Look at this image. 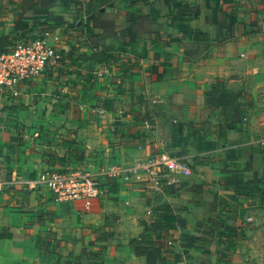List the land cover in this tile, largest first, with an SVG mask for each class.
Returning <instances> with one entry per match:
<instances>
[{
  "label": "crops",
  "instance_id": "crops-1",
  "mask_svg": "<svg viewBox=\"0 0 264 264\" xmlns=\"http://www.w3.org/2000/svg\"><path fill=\"white\" fill-rule=\"evenodd\" d=\"M242 1L0 0L1 52L53 29L62 53L0 100V264H148L135 238L161 240L168 264H264V6L246 17ZM181 3L199 12L174 20ZM137 13L156 19L153 32L119 47ZM230 25L238 33L223 37ZM218 80L236 97L228 117L206 108ZM167 94L192 125L171 122ZM160 150L193 174L158 193L114 181L88 210L40 179Z\"/></svg>",
  "mask_w": 264,
  "mask_h": 264
},
{
  "label": "built area",
  "instance_id": "built-area-1",
  "mask_svg": "<svg viewBox=\"0 0 264 264\" xmlns=\"http://www.w3.org/2000/svg\"><path fill=\"white\" fill-rule=\"evenodd\" d=\"M60 37L57 30L47 29L37 39L19 42L11 50L0 53V100L18 97L22 93V85L58 65L62 53L54 42ZM147 127L151 128V125L147 123ZM111 130H115V127L112 126ZM192 174L193 168L187 160L167 150H160L147 156H128L124 159L113 155L108 162L100 163L96 171L46 170L40 179L57 201H83L88 210L95 200L105 195L107 187L114 181L158 193L165 185H174ZM179 264H186V260Z\"/></svg>",
  "mask_w": 264,
  "mask_h": 264
},
{
  "label": "trees",
  "instance_id": "trees-1",
  "mask_svg": "<svg viewBox=\"0 0 264 264\" xmlns=\"http://www.w3.org/2000/svg\"><path fill=\"white\" fill-rule=\"evenodd\" d=\"M59 0H39L40 3V8L41 10H44V8H51L52 6L56 5V3ZM43 8V9H42ZM197 10L196 12H199L198 8H192L189 9V4H179L176 12L177 14L174 15V20H186L189 17H191L192 11ZM99 13L101 12V10H98ZM233 11V9H232ZM231 11V12H232ZM92 23L93 25H95V19H92ZM156 22V19H152L150 16L145 15V14H135L134 18L129 22L128 26H126L125 28L121 29L120 31H116V35L119 37L118 39V45L119 47H126V45L123 44L122 39L127 38L130 43L131 40H135L137 37H140L143 33H149L151 34L153 32L152 30V24ZM108 22L105 23H101L102 25H107ZM236 28V29H235ZM239 28V27H238ZM243 28V33L245 32H249V30H247V27H242ZM230 30H232L231 34H229L228 32L226 33H222L223 37H228V36H232L233 33H238L237 27H234V25H230L229 27ZM195 48L192 47V49H189V55L192 56L194 55V50L193 49H198V45H196V43H194ZM128 45V44H127ZM6 51V50H5ZM2 51V52H5ZM0 51V53H2ZM222 81L218 80L216 81V83H214L213 85V91H215V89H217V86L219 85V90L218 92L220 94H216L213 96V99H211L210 101H212L214 104H216L217 106L220 105L221 106V113L226 117L229 116L230 114V110H233L236 107L235 105V101H236V97L235 94L232 91H228L227 89H225L224 85H222ZM212 91V90H211ZM144 116H147L144 115ZM149 117V116H148ZM149 121H151V125H154V121L152 119H149ZM183 124L179 125V127H182ZM264 193V190H263ZM159 239L162 238V235L158 236ZM130 245L132 247L135 248L137 254L139 255H145L147 257V263L148 264H168V262L166 261V249L165 246L163 247V242L160 241H156V242H148L146 241L144 238L143 239H133L130 242ZM183 259H181L180 261H182ZM178 261V264L179 262Z\"/></svg>",
  "mask_w": 264,
  "mask_h": 264
},
{
  "label": "rangeland",
  "instance_id": "rangeland-1",
  "mask_svg": "<svg viewBox=\"0 0 264 264\" xmlns=\"http://www.w3.org/2000/svg\"><path fill=\"white\" fill-rule=\"evenodd\" d=\"M242 4L243 5H248V8L244 9L243 11H244V14L247 13L246 17H250L248 15L249 11H250L249 8L254 10V11L256 10V12H258L259 11L258 5L264 6V0H243ZM257 21H259V20H257ZM259 27L261 28L262 26L258 24V28ZM249 30H251V28H249ZM252 30H253V26H252ZM176 103L177 102L175 101L174 97L171 94H167L166 98L164 99V102H162L161 104H163L162 107H165V105L168 106L169 107L168 112H169V110L172 109V105H175ZM206 108L209 109L208 114L212 116L214 114V112H215V108L216 107H215V104L212 101L209 100V101H207V107ZM199 112H202V110H200ZM169 113L171 115V118H170L171 122L175 126H179L181 124H186V125H192L193 124V123L188 122V121L181 122V120L177 116L178 114H173V113L171 114V112H169ZM203 113H205V111H203ZM214 115H216V114H214ZM175 119H176V121H175ZM120 220L118 219V217H113V218H110V220H109V223L111 225V230L114 231V234L117 233V226L119 225V223H120L119 221Z\"/></svg>",
  "mask_w": 264,
  "mask_h": 264
}]
</instances>
